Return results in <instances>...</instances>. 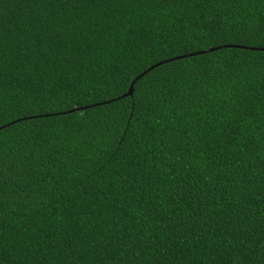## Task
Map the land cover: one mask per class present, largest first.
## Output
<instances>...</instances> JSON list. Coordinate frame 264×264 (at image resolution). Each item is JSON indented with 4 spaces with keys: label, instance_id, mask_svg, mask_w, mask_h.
<instances>
[{
    "label": "trees",
    "instance_id": "16d2710c",
    "mask_svg": "<svg viewBox=\"0 0 264 264\" xmlns=\"http://www.w3.org/2000/svg\"><path fill=\"white\" fill-rule=\"evenodd\" d=\"M0 34V123L35 117L0 133L25 157L0 187V264H61L69 241L78 264H120L110 241L142 264H244L229 227L264 219V53L246 43L264 0H0Z\"/></svg>",
    "mask_w": 264,
    "mask_h": 264
},
{
    "label": "snow or ice",
    "instance_id": "6c2138e0",
    "mask_svg": "<svg viewBox=\"0 0 264 264\" xmlns=\"http://www.w3.org/2000/svg\"><path fill=\"white\" fill-rule=\"evenodd\" d=\"M33 3L37 9H41L46 3V0H33ZM2 40L3 36L0 34V42H2ZM257 40H259V48L256 50L264 53V35L253 36L247 40L246 43L251 44ZM2 67L3 65L0 63V70H2ZM139 79H141V77L137 76L136 80ZM262 89H264V83H262ZM133 91H136L135 82H133ZM262 95H264V92H262ZM2 101L3 93L0 91V113L5 110ZM21 118L34 119L35 117L29 116L27 113H22L21 117H14L12 121H3V123H0V133H3L5 127H11L12 123L20 122ZM0 120H2V117H0ZM249 143H252V140H250ZM27 155L28 154H26V156ZM24 163L25 157H21L19 160L7 161L3 159L2 155H0V187L7 183L9 177L21 176ZM261 195H264V192H261ZM173 198L179 202L183 199V194L177 192L174 194ZM4 214L3 202L0 200V218H2ZM8 214L11 215V213ZM257 232L259 233V244L252 245L249 236L254 235ZM229 233L233 235L232 243L234 247L232 249V255L234 257L242 260L244 264H251L252 258H258L260 264H264V219H262L258 225H253V227L249 229V233L244 236H241L238 233H233V230L230 227ZM109 245L114 249H122V251L116 256V259L120 264H142L140 251H137L136 246L129 244L128 241H124L123 243L120 241H116L115 243L110 241ZM252 247H258L259 252H252L250 257L249 252ZM105 253L107 254V249H105ZM84 254L85 249L83 243L69 241L64 244L61 249V264H78L80 260L84 259Z\"/></svg>",
    "mask_w": 264,
    "mask_h": 264
},
{
    "label": "water",
    "instance_id": "95a60500",
    "mask_svg": "<svg viewBox=\"0 0 264 264\" xmlns=\"http://www.w3.org/2000/svg\"><path fill=\"white\" fill-rule=\"evenodd\" d=\"M214 49H217V47L216 48H211V49H209V51H212V50H214ZM205 51H201V52H199V53H204ZM198 53V54H199ZM161 63H163V62H160V63H158V64H155V65H153V66H151L150 67V69H153L155 66H157V65H160ZM145 73V72H144ZM144 73H142L141 75H139V76H142ZM136 81V79L133 81V82H135ZM133 82H132V84H131V86H130V88H129V90H128V92L127 93H125L123 96H130V95H132L133 94ZM79 109H83V108H79Z\"/></svg>",
    "mask_w": 264,
    "mask_h": 264
}]
</instances>
